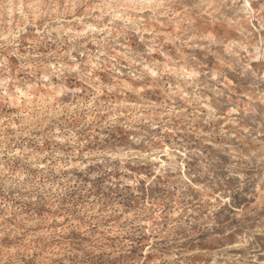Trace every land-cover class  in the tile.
<instances>
[{
  "label": "rangeland",
  "instance_id": "rangeland-1",
  "mask_svg": "<svg viewBox=\"0 0 264 264\" xmlns=\"http://www.w3.org/2000/svg\"><path fill=\"white\" fill-rule=\"evenodd\" d=\"M0 264H264V0H0Z\"/></svg>",
  "mask_w": 264,
  "mask_h": 264
},
{
  "label": "clouds",
  "instance_id": "clouds-1",
  "mask_svg": "<svg viewBox=\"0 0 264 264\" xmlns=\"http://www.w3.org/2000/svg\"><path fill=\"white\" fill-rule=\"evenodd\" d=\"M101 2L103 4V6H105V7H112L113 4H116L118 7H131L133 0H101ZM28 7L30 8V7H32V5L29 4ZM21 9H23V5H21ZM21 15H23V11H21ZM109 23H110V21H109ZM250 47L251 46L249 45V48ZM246 51H247V49H246ZM248 59H250V60L251 59H257L258 60V59H260V56L256 55L255 53L249 52ZM152 75L155 76V75H157V73L153 72ZM161 154H164V153H161ZM129 158H131V157H129ZM151 159L155 160V159H157V157L153 156V157H151ZM121 169L124 172L128 171V168L125 167L123 160L121 161ZM139 181H140V177L137 176L134 178L130 177L128 180H125L124 183L134 185L136 183H139ZM12 251L14 252L15 249H12Z\"/></svg>",
  "mask_w": 264,
  "mask_h": 264
},
{
  "label": "bare ground",
  "instance_id": "bare-ground-1",
  "mask_svg": "<svg viewBox=\"0 0 264 264\" xmlns=\"http://www.w3.org/2000/svg\"><path fill=\"white\" fill-rule=\"evenodd\" d=\"M156 2V1H155ZM159 3V2H158ZM148 5V4H147ZM158 5H160V4H158ZM163 5V4H162ZM156 6V5H155ZM146 7V6H145ZM150 7V6H149ZM157 8H161V6L160 7H157ZM165 13V12H164ZM23 94V93H22ZM25 98V97H24ZM29 100V99H28ZM51 117V116H50ZM13 154V153H12ZM41 167V166H40Z\"/></svg>",
  "mask_w": 264,
  "mask_h": 264
}]
</instances>
